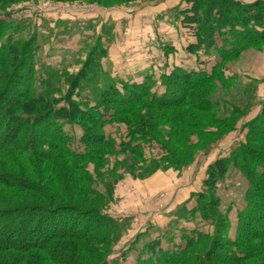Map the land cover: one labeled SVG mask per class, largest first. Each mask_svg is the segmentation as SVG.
Returning a JSON list of instances; mask_svg holds the SVG:
<instances>
[{
	"label": "trees",
	"instance_id": "1",
	"mask_svg": "<svg viewBox=\"0 0 264 264\" xmlns=\"http://www.w3.org/2000/svg\"><path fill=\"white\" fill-rule=\"evenodd\" d=\"M16 1L0 0V264H87L80 260V253L88 261L93 260L92 264H128L123 252L113 262L109 261L116 252L113 249L119 240L121 220L104 214L95 205L86 207L76 201L84 188L82 181L89 182L85 165L105 152L134 155L145 162L141 143L158 145L161 155L150 158L152 162H177L172 152L149 133L145 120H136L142 115L139 108L148 103L161 110L191 106L205 113L214 111L217 100L200 89L213 81L228 80L224 62L245 47L264 42V2L186 0L188 5L178 12L182 25L193 37L186 51L196 57L200 52L213 54L216 60L210 69L203 66L204 61L198 62L199 69L175 66L161 75L165 88L161 94L153 90L156 82L151 74L142 81L109 77L104 83H96L94 76L101 71L98 60L104 54L100 50L98 57L92 53L84 61L66 94L51 98L47 93L33 94L31 89L36 80L42 86L48 84L56 72L55 68L42 65L36 74L33 58L37 35L25 43H17L14 36L24 32L27 24L15 23L20 25L17 27L1 17L5 13L3 4ZM175 50L166 48L167 53ZM86 80L96 83V100L82 96ZM259 118L253 125H259L264 138V119ZM190 119L199 129L205 126L195 118ZM65 124L79 126L81 135L77 140L64 130ZM107 124L118 126L117 130L124 125L125 132L117 146L103 132ZM76 141L81 150L72 147ZM231 157L251 183L247 204L236 215L235 238L221 237L217 231L211 234L190 230L182 235L183 245L166 252L162 239L148 237L141 252L155 255V259L149 256L139 260V257L136 262L228 264L253 256L246 249L242 251L240 241L244 227L249 228L248 238L264 239L263 229L251 231V226L254 230L264 227V150L240 144ZM229 159L219 158L208 167L203 189L179 205L173 217L185 218L191 211L206 219L212 211L219 215L216 188L227 172ZM256 196L261 198L259 202ZM193 197L196 205L188 210L186 206ZM251 208H255L254 213ZM215 222L211 221L215 228L222 225ZM200 249L205 253L200 254ZM94 252L101 253L96 262Z\"/></svg>",
	"mask_w": 264,
	"mask_h": 264
},
{
	"label": "rangeland",
	"instance_id": "2",
	"mask_svg": "<svg viewBox=\"0 0 264 264\" xmlns=\"http://www.w3.org/2000/svg\"><path fill=\"white\" fill-rule=\"evenodd\" d=\"M242 1L249 4L255 0ZM187 5L186 0H135L127 3L121 0H17L3 4L5 13L1 17L17 27L20 25L15 23L27 24L24 32L14 36L17 43H25L31 36L37 35L34 45L37 50L33 58L36 74L41 71L42 65L56 69L55 77L45 86L38 80L32 84L33 94L47 93L51 98L66 94L73 76L80 71L84 61L92 53L98 57L96 55L100 50L104 54L98 60L101 71L94 76L97 77L96 83H104L109 77L118 81H142L151 74L156 82L153 90L161 94L165 88L160 77L175 66L199 69L198 62L204 61L203 66L210 69L216 60L213 54L200 52L196 57L186 51L193 37L182 25L178 12ZM254 44L224 62L228 80L213 81L200 89L218 102V107L211 113L191 106L161 110L148 103L139 108L142 115L136 120H145L149 133L172 152L177 162H152L150 158L156 159L161 155L158 145L139 143L147 159L145 162L134 155L105 152L85 165L89 182L82 181L84 188L76 201L85 206L95 205L104 214L121 220L119 240L113 249L116 252L110 257V263L123 252L126 263L142 264L135 260L151 256L150 253L143 254L144 250L141 252L148 237L162 239V249L166 252L183 245L182 235L190 230L211 234L217 231L221 237L235 238L236 215L247 204L246 195L251 183L231 159L232 152L240 144L264 150L260 127L253 125L256 118L264 119V42ZM168 47L176 50L167 53ZM90 82L85 81L81 93L89 100H96V83ZM190 118L205 126L199 129L191 124ZM117 127L107 124L103 129L106 137L111 138L116 146L125 132L124 125L118 130ZM64 130L76 140L81 135L77 125L65 124ZM77 143H73L72 147L81 150ZM219 158H230L227 172L216 188L219 215L212 211L206 219L191 211L185 218L173 217L177 207L187 201L182 199L203 189L202 182L208 167ZM260 199L256 196L257 202ZM195 205L193 197L186 208L190 210ZM254 212L255 208H251V213ZM162 219H169L170 223L143 235L148 231L145 223H161ZM81 220L83 218H78L79 222ZM212 220L222 225L215 228ZM243 229L240 241L242 251L246 249L253 256L247 261L228 264H264V250L261 249L264 248V239H250L246 234L249 228ZM261 229L264 231L263 226L257 230L251 226L252 232H263ZM202 253L205 252L200 249ZM80 254L81 261L92 264L93 260L90 262L87 256ZM92 256L96 262L101 253L94 252ZM151 257L155 259V255Z\"/></svg>",
	"mask_w": 264,
	"mask_h": 264
},
{
	"label": "crops",
	"instance_id": "3",
	"mask_svg": "<svg viewBox=\"0 0 264 264\" xmlns=\"http://www.w3.org/2000/svg\"><path fill=\"white\" fill-rule=\"evenodd\" d=\"M130 80V79H129ZM134 81H139L138 79H135ZM189 198V194H188V196H187V198L185 197L184 199H182L183 201L186 199H188ZM182 202V201H181ZM178 203H180V201L178 202ZM164 218V217H163ZM169 221V219H167L166 221H163V219H162V221H161V223L159 222V221H154V222H152V224H149V223H145L146 224V226L148 227V231L146 232L147 234L148 233H153L154 231H157V230H159V229H162L161 228V226H162V224H166V223H170V222H168ZM149 235V234H148Z\"/></svg>",
	"mask_w": 264,
	"mask_h": 264
}]
</instances>
